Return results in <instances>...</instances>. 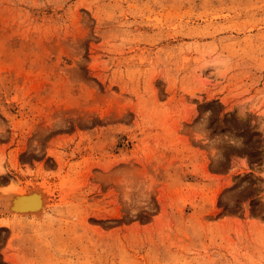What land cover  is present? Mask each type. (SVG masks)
<instances>
[{
	"label": "rangeland",
	"instance_id": "1",
	"mask_svg": "<svg viewBox=\"0 0 264 264\" xmlns=\"http://www.w3.org/2000/svg\"><path fill=\"white\" fill-rule=\"evenodd\" d=\"M11 183L0 264H264V0H0Z\"/></svg>",
	"mask_w": 264,
	"mask_h": 264
},
{
	"label": "bare ground",
	"instance_id": "2",
	"mask_svg": "<svg viewBox=\"0 0 264 264\" xmlns=\"http://www.w3.org/2000/svg\"><path fill=\"white\" fill-rule=\"evenodd\" d=\"M41 188L33 183L24 187L17 183L12 184L0 194V210L5 209L6 212L10 210L11 216L40 215L45 210L49 199L48 192L43 188L42 193L39 192Z\"/></svg>",
	"mask_w": 264,
	"mask_h": 264
}]
</instances>
